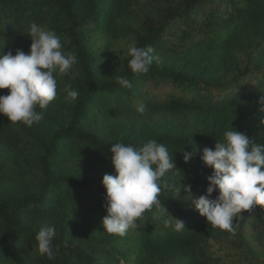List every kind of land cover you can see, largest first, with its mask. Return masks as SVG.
Wrapping results in <instances>:
<instances>
[{"label":"trees","instance_id":"1","mask_svg":"<svg viewBox=\"0 0 264 264\" xmlns=\"http://www.w3.org/2000/svg\"><path fill=\"white\" fill-rule=\"evenodd\" d=\"M32 22L54 30L78 62L57 74V97L39 123L0 114V264H264V207L244 210L229 233L192 203L212 172L203 149L214 150L224 131L264 144V0H0V53H28ZM132 41L155 49L147 73L128 66ZM68 84L75 101L65 99ZM150 139L173 153L177 187L183 177L191 196L164 190L168 213L154 207L136 229L109 234L110 147ZM194 146L186 163L182 151ZM170 214L182 232L164 227ZM44 226L56 230L51 260L38 251Z\"/></svg>","mask_w":264,"mask_h":264},{"label":"clouds","instance_id":"2","mask_svg":"<svg viewBox=\"0 0 264 264\" xmlns=\"http://www.w3.org/2000/svg\"><path fill=\"white\" fill-rule=\"evenodd\" d=\"M24 33L31 38L28 53L22 49H17L15 55L11 51L0 53V89H9L8 94L0 95V114L12 123L22 122L31 127L43 119L49 104L57 97V74L72 72L78 60L74 53L64 51L54 30L32 22ZM126 47L131 72L147 73L155 49L151 45L138 47L135 41ZM116 82L122 87L132 86L124 76H117ZM63 91L67 93L66 100L78 98V91L70 84ZM260 102L264 104V97ZM137 111L143 113V105ZM233 129L224 131L223 141H217L214 150L203 149L201 159L212 172L206 177V194L192 200L208 224L229 233H235V222L243 218L244 210H250L253 205L264 207V144L255 143L245 133ZM110 151L116 175L104 174L102 178L106 189L103 206L107 212L102 224L107 233L126 235L129 229L139 227L137 221L154 207L167 212L159 199L164 190L177 194L183 188L191 196V185L183 184V177L177 187L174 170L178 167L173 153L170 155L164 144L155 139L140 145L115 143ZM182 152L186 163L196 156L195 146L192 151ZM214 191L218 195L212 198ZM163 223L175 232L186 228L182 220L171 214ZM55 235L54 226L41 227L36 234L39 253L50 260L55 258Z\"/></svg>","mask_w":264,"mask_h":264}]
</instances>
